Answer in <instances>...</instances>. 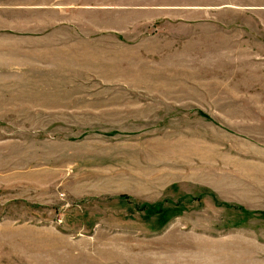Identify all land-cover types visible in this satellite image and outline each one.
Returning a JSON list of instances; mask_svg holds the SVG:
<instances>
[{
  "label": "rangeland",
  "instance_id": "obj_1",
  "mask_svg": "<svg viewBox=\"0 0 264 264\" xmlns=\"http://www.w3.org/2000/svg\"><path fill=\"white\" fill-rule=\"evenodd\" d=\"M37 6L78 46L45 109L0 119V264H264V0L0 14Z\"/></svg>",
  "mask_w": 264,
  "mask_h": 264
},
{
  "label": "crops",
  "instance_id": "obj_2",
  "mask_svg": "<svg viewBox=\"0 0 264 264\" xmlns=\"http://www.w3.org/2000/svg\"><path fill=\"white\" fill-rule=\"evenodd\" d=\"M45 9L43 6L12 8V14L4 11L0 14V119L38 114L40 109H45L46 99L56 97V74H61L57 67L58 60H63L62 51L72 58L74 46H78L77 21L70 19L59 24L55 20L64 12ZM189 9L167 6L160 9V14L165 11L172 19L169 15L175 16V11L180 10L177 12L181 14ZM32 11H37L33 20Z\"/></svg>",
  "mask_w": 264,
  "mask_h": 264
}]
</instances>
